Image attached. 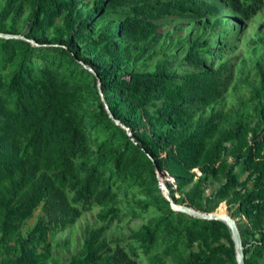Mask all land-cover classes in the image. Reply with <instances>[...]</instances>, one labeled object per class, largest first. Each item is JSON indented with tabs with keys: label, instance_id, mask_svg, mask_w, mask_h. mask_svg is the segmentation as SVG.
I'll return each mask as SVG.
<instances>
[{
	"label": "trees",
	"instance_id": "trees-1",
	"mask_svg": "<svg viewBox=\"0 0 264 264\" xmlns=\"http://www.w3.org/2000/svg\"><path fill=\"white\" fill-rule=\"evenodd\" d=\"M79 1L8 0L0 14V33L24 37H0V264H49L50 232L97 207L107 226L127 215L148 220L126 244L103 240L105 227L86 229L69 264H239L230 227L175 211L160 187L167 177L175 204L211 213L226 202L235 220L244 217L236 223L245 264H264V54L242 82L250 111L205 118L198 112L229 89L227 64L183 77L166 64L154 73L123 70L134 60L130 50L151 43L162 21L219 27L226 8L249 22L264 0H99L89 11ZM26 5L24 32L16 21ZM108 21L117 23L97 39L85 32ZM236 31L215 38L221 50L230 52ZM185 44L196 69L223 57L209 39ZM92 81L96 105L87 94ZM253 117L261 120L254 128ZM214 182L222 185L208 196Z\"/></svg>",
	"mask_w": 264,
	"mask_h": 264
},
{
	"label": "rangeland",
	"instance_id": "rangeland-1",
	"mask_svg": "<svg viewBox=\"0 0 264 264\" xmlns=\"http://www.w3.org/2000/svg\"><path fill=\"white\" fill-rule=\"evenodd\" d=\"M8 0H0V14L6 6ZM99 0H80L77 7L85 11H89L95 7ZM219 1V0H217ZM30 14V8L24 6L21 15L18 18L17 25L19 28L26 31L25 21ZM223 24L219 27H214V20L200 21H183V20H165L159 23V29L155 34V39L148 44L133 47L130 51L134 57L132 62L126 64L123 70L128 73H154L161 65L166 64L169 71L183 77L195 72H202L210 69H217L222 64H227L228 73L231 75L232 81L225 96L206 110L198 112V116L204 118L209 116L214 111L241 113L249 109V92L242 83L245 80H250L253 77V66L264 54V7L252 17L249 22L244 21L240 17H235L226 8L223 10ZM10 23V18L5 21ZM117 22H93L85 28V32L97 39L101 31L106 26L114 27ZM234 27L237 31L236 35H230V52L221 50L220 45L215 41L216 37L226 35V31ZM197 39L204 41L209 39L211 47L216 51H222L223 57L215 61L213 64H206L203 69H196L189 65L186 60L187 44L193 43ZM53 43L52 41H49ZM177 43H183L180 47H176ZM79 47L85 51V42L79 41ZM92 58L90 54H87ZM101 65V64H97ZM94 82L90 83L87 89V94L91 97L92 103L95 105L99 102L97 94L98 90L94 86ZM101 93V92H100ZM100 101L105 102L102 98ZM161 106V101H157L155 106H150L149 111L152 114L156 113L157 108ZM261 122L259 118L251 119V127L254 128ZM233 162V160H230ZM165 180L176 188L174 179L167 177ZM166 184V183H165ZM222 183L214 182L207 190V195L214 194ZM161 187V184H160ZM162 189V188H161ZM163 191V190H162ZM178 196V194H176ZM121 199L123 197L121 196ZM224 204L228 215L235 217L233 212L229 210L226 202L219 205L217 211L223 212L222 205ZM103 210L100 207L82 213L77 222L65 230L52 231L49 234V243L51 246L52 257L49 264H69L72 258L80 253L84 245V232L86 229L95 230L105 227L102 234V239L111 243L123 242L122 244L132 242L134 234L147 222V217L144 219L133 218L132 216H124L121 223L114 222L107 226L106 222L101 220ZM124 213L129 212V208L123 209ZM123 213V214H124ZM42 215V210L39 209L33 219L28 221L23 232H27L36 225L39 216ZM235 221L245 222L244 217L236 218ZM172 264V263H168Z\"/></svg>",
	"mask_w": 264,
	"mask_h": 264
},
{
	"label": "water",
	"instance_id": "water-1",
	"mask_svg": "<svg viewBox=\"0 0 264 264\" xmlns=\"http://www.w3.org/2000/svg\"><path fill=\"white\" fill-rule=\"evenodd\" d=\"M0 37L6 38V39H9V38L24 39V37L20 36V35L19 36H13V35L3 34V33H0ZM90 70L92 72L96 73L94 69L90 68ZM106 105H107L108 112L110 113L111 117L116 121V123L118 125L122 126L124 129H126L129 132V135L132 136L131 130L127 126L122 124V122H120L119 120H116V118L112 114L110 107L108 106L107 103H106ZM161 188L163 190L164 196L171 202L172 208L175 211L185 212V213H188L190 215H193V216L200 218V219H203V220H220V221L225 222L230 227V229L232 231V238H233V241L235 243L238 262H239V264H245V253H244V246H243L242 237H241L238 225H237L236 221L233 219V217H231L228 214H226V215L220 214L217 211L218 208L214 212H211V213H202V212L196 211L192 208H188L186 206H179V205L175 204L174 201L172 200L171 195H170V191L164 182H161Z\"/></svg>",
	"mask_w": 264,
	"mask_h": 264
},
{
	"label": "bare ground",
	"instance_id": "bare-ground-1",
	"mask_svg": "<svg viewBox=\"0 0 264 264\" xmlns=\"http://www.w3.org/2000/svg\"><path fill=\"white\" fill-rule=\"evenodd\" d=\"M220 214H222V215H226L227 213H225V212H220V211H218Z\"/></svg>",
	"mask_w": 264,
	"mask_h": 264
}]
</instances>
